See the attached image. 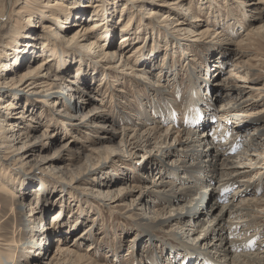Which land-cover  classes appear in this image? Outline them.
Segmentation results:
<instances>
[{
	"label": "rangeland",
	"instance_id": "obj_1",
	"mask_svg": "<svg viewBox=\"0 0 264 264\" xmlns=\"http://www.w3.org/2000/svg\"><path fill=\"white\" fill-rule=\"evenodd\" d=\"M24 1H0V17L4 16L3 22L0 18L1 51L2 44L5 40L7 42V37L15 29V19L21 17L17 14V9L24 4ZM92 1L96 0L80 2L91 5ZM109 1L112 4L116 3L114 5L117 6L118 19L121 15L120 6L125 5L127 0ZM242 1L217 0V4L211 6L214 10L210 7L208 10L205 6L206 9L202 11H198V8H202L203 0H190L188 4V6L194 4L191 6L192 13L205 22L203 28L210 23L209 27L212 29L210 39L216 36V32L223 33L219 35L223 40L220 48L227 56L224 57L225 61L220 68L215 67L212 57L219 58L220 55H217L213 48L205 51L200 49L195 62L189 64L188 61H184L183 54L182 58L179 57L180 60L178 55L174 57L171 43L169 42L167 48L161 37L160 51L157 52L159 60L155 63L156 66L150 69L152 73H149L150 79L139 81V79L127 78L139 84L127 81L125 86L116 85L108 78V91L102 93L99 91L101 82L99 72L90 71L95 77L90 81L87 79L86 82L72 79L71 74L65 78L57 77L59 79L54 83L58 85L51 94L30 93L25 88L26 85L19 90H11L7 88L9 86L0 85L1 92L16 94L19 97L15 102L17 106L12 118L2 114L5 110H0V120H2L0 124L2 125L5 119L3 129L7 131L5 134L9 138L4 144L0 142V159L3 161L5 171L8 170L6 173L11 175L7 182L13 183L12 188L18 194L14 199L0 195V233L8 240L0 246V264H47L48 259L60 245L54 239L57 232L60 233L64 229L63 224L72 229L69 232L63 231L67 239L65 245L73 250L78 249L82 254L90 252L98 264H178L181 260L183 261L180 264H185L187 258L184 261L183 258L174 255L169 258L165 256L166 251H170L172 246L186 248L200 256H208L214 262L217 261V264L220 261L222 264H231V258L235 260V264H246V258L249 257L246 255L264 259V246L260 244L264 240V206L255 209L245 207L247 198L250 199L254 195L250 194L249 190L264 185V169L262 171L256 169L257 164L264 163L261 161L263 157L257 156L264 150V134L261 130L264 126V118H261L263 121L260 119L261 122L258 123L260 127L256 131L254 128L248 130L242 142L239 141L241 136L233 128L225 130L226 135L228 134L226 139L219 137L220 141L218 139V141H210L211 135L216 133L217 136L218 132L225 128L217 125V120H214L216 125L212 131L196 126L215 115L219 119V114L224 111L238 115L236 113L242 111L241 102L247 98L244 93L238 98L234 95L232 99L224 97L226 92L235 86H240L242 89L248 86L247 82L244 84L230 79L232 76L230 69L234 67L237 51L248 48L237 47L239 34L249 27V20H245L243 13H248L251 9L249 6L245 8L241 6ZM258 1L264 5V0ZM150 2L157 1L150 0ZM142 11H145V14L147 12L145 9ZM182 13L180 10V14ZM117 19L113 23L115 21L117 23ZM85 23L91 25L92 22ZM21 27L26 28L27 23L25 26L21 22ZM79 29V26L73 27L69 29L70 32H64L63 36L70 37ZM165 32L167 34L169 29ZM120 37L121 35L115 37L112 43L116 45ZM148 37L150 40L148 38L146 44L149 52L153 42L151 33ZM205 39L209 41V36ZM103 43L102 41L101 44ZM166 51L165 65L161 72L159 64ZM250 51L253 56L261 57L264 63L263 43L259 46L256 44ZM144 52L145 49L138 59L140 65L144 57L150 58L154 54L146 55L147 52L145 56L142 54ZM155 56L157 54L153 57ZM90 57L93 58L91 55ZM137 58L132 57L131 62H135ZM45 59V56L39 58L32 65H37ZM217 59L216 61H219ZM120 60L118 56L115 64ZM79 66L76 63L72 69L70 68V72L76 74ZM20 67L17 69L19 72L22 70ZM60 67L63 68L59 70L58 75L68 71L63 65ZM57 72L55 69L54 75ZM252 74L249 77L251 84L261 85L264 74L262 73L261 76V73L255 71H252ZM5 75L3 79L0 78L3 83H10L11 79L17 78L15 72ZM85 76L86 74L82 77ZM211 76L218 83L216 86L212 83V86L214 85V88L220 92H212L209 89L208 80L205 81L204 78ZM257 79L261 82H257ZM113 87L116 89L113 90ZM119 90L124 91L122 97ZM112 91L117 94L113 99L107 96ZM197 92V102H192L195 101L191 99L192 95L194 93L195 96ZM10 99V96L4 97L0 103L4 104ZM190 103H194L195 107L192 108ZM21 109L23 113H19ZM192 110L195 113L192 114ZM176 113H179L178 118L181 117V121L184 120L187 124L183 128L192 133L189 139L186 138L184 142L179 143L174 140L177 136L175 134L168 141H164L165 134H162L161 138L154 139L152 145L140 151L137 157L130 158L126 153L128 150L126 142L130 139L127 135L129 131H126L128 128H142L145 131L161 125L164 130L171 126L169 128L171 131L174 129ZM28 115L31 117L28 118ZM16 122L20 127L12 129L11 125ZM142 122H145V125L141 124ZM177 127L181 128V124ZM207 138L211 143H200V140ZM186 140H188L186 146L189 147L177 151L179 145H184ZM250 145L256 147L251 148ZM216 147L226 152L231 151L230 156L225 155L220 160L214 161L218 163V168L222 172L226 165L238 171L231 176L234 180L231 187L225 188V180L230 178L224 176L225 172L224 175L220 172L213 175L209 170L204 173L207 165L211 163L208 162L209 159L211 160V157H208L211 151L214 155L215 153L219 155L217 151L219 149ZM253 152H256V155ZM249 154L254 155L253 163H256L254 166L253 163L252 165L249 163L247 158ZM206 160L208 163L205 162ZM3 165L0 166L4 167ZM239 190L241 191L238 192ZM172 196L180 199L176 201ZM230 211L234 212H231L233 213L231 218ZM56 213L60 214L61 221L51 227L53 236L50 238L54 239L49 241L50 246L48 251H45L46 256L40 255L38 262L35 263L25 262L24 249L33 246L37 248L42 241V234H39L42 228L41 220L46 224ZM178 215L198 217L199 223L184 222L178 225L175 222ZM76 218H80L78 225ZM219 220L226 224L227 242L233 240L240 245L233 252H226L227 260L224 258L225 252L216 254L210 248L213 246L211 231L215 229ZM78 236L83 240L77 243ZM136 236H140L142 241L134 247ZM76 244L81 247L77 248ZM246 245L249 248L245 247Z\"/></svg>",
	"mask_w": 264,
	"mask_h": 264
},
{
	"label": "bare ground",
	"instance_id": "obj_2",
	"mask_svg": "<svg viewBox=\"0 0 264 264\" xmlns=\"http://www.w3.org/2000/svg\"><path fill=\"white\" fill-rule=\"evenodd\" d=\"M11 1L12 0H9V2ZM80 1L82 0H25L24 4L18 7L17 14H19V16L21 17L15 19L14 21L15 29L7 37V42L5 40L4 41L5 43L2 44L1 46L3 47L2 51L0 50L1 51L0 78L3 79L4 77H6L5 74L9 72H15V74L17 73V78L14 77L13 79H11L10 83H5V82L3 83L0 81L1 86L5 85L6 87L9 86L7 88L11 90H19L20 87L22 88L24 85H26L25 88L28 89L27 91L30 93L33 92L35 94H42V95L49 93L51 94L53 90H56L55 87L58 85L54 82L57 81L61 76L65 78V76L71 74V76H73L71 77L72 79H79V81L83 80V82L84 81L86 82L87 79L90 81L92 77H95V75L92 73L96 71L99 72L100 75L98 76L101 77L99 91H101L102 93L105 92V90L108 91V87H109L107 82L108 78L111 82L115 83L116 85L123 84L125 86V84H127V81H130L133 84L134 83L139 84L137 82H134L133 80L132 81L128 80L127 78L131 77L134 80L139 79V81H142L141 79L143 80L150 79L149 75L152 74L150 72V69L151 67H155L156 66L155 63L159 60L157 58L159 53L157 52L158 50L160 51L159 41L161 37L162 40H164L166 47L168 46L169 42L171 43L172 50L174 51L173 52L174 57L175 55H178V59H179V57L182 58L181 55L183 54L184 61H188L189 64L195 62V59L198 57V54L200 53V49L202 51H205L209 48H213L215 53L217 55H220L219 58L214 56L212 57L213 60L215 61L214 62L215 67L218 68L221 67V64L225 61L226 58L225 56H227L226 52L220 48L223 40H221L222 37H220L219 35H222L223 33L216 32L215 33L216 36L215 37L212 36L213 39L212 38L210 39V36L212 35L210 33L212 32V29L209 27L210 23H208V25L205 28H203V26H205L204 24L205 22H203L202 19L198 18L199 16L192 13L191 6L194 4L188 6L190 0H161V1L155 0L157 2L154 3L150 2V0H136V1L127 0L125 5L120 6L121 9L119 11L121 12L120 13L121 15L118 19L116 18L117 6H115L116 3L114 2L112 4V2L110 3L109 0H96L94 2L92 1L91 5L90 4L86 5ZM203 1L204 2H202L203 4L201 5L202 8H198V11H202V9L204 10L206 9V7H208V10L209 7L210 9H212L211 6L217 4L216 2L217 0H203ZM240 3H241L240 5L243 6L244 8L245 6H249L251 7V9L248 13L247 12L243 13V17L245 16L244 17L245 20L246 21L249 20L248 21L249 27L244 32L240 31L242 33L239 34L240 40L237 42V47L245 46L248 48L246 50H242V51L240 50L239 52L237 51L236 57L234 58V62H235L234 67L232 66V68L230 69V73L232 74L230 79H233L234 81L244 84L247 82L248 86L243 87L244 89L240 88V86H235V88L228 90L224 97L228 99L229 98L232 99L234 98L233 97L234 95L238 98L244 93L247 95V98H245L244 101L242 102L240 101L242 103L240 106V109L242 111L237 112L236 114L238 115H231L230 111H224L223 113L219 114L218 117L219 119H217L215 115L213 117L208 118L206 122L201 121L200 123H198L196 125L198 128L205 127L207 131L210 130L212 131L216 123L217 125H221L222 127H225L223 131L220 132L217 131L219 133L217 136L216 133L211 135L210 136L211 140L209 138L202 139L200 140V143H204V144L208 142L211 143L210 141H216L217 139L220 141V139L223 137H225L226 139L228 134L226 135L225 130H230V129L232 130V128L233 130L236 131L238 135L241 136L239 141L242 142L243 140L242 138L248 132V130L250 128H254V131H256L260 127L258 126L260 119L264 118V80L262 81L261 85L260 83L259 84L257 83V85L256 84L253 85L251 84L249 79V77L253 75L252 71L261 73L260 74L261 76L264 74L263 59L257 55L253 56V53L250 51V49H252V47L255 46L256 44L257 46H259V44L262 43L264 44V5L260 4V1L258 0H243ZM148 4L149 6H147ZM148 7H152V8L149 9ZM137 8L139 10H137ZM144 9L147 11L146 14L145 11H142ZM180 10L181 12H183L182 13L183 16L182 14H180ZM253 12L257 14L255 15L251 14ZM215 15L217 16V14ZM116 19L118 20V22L116 23L115 21V23H113L114 20ZM1 20L3 22L4 16L1 18ZM84 21L85 22L91 21L92 23L91 25L90 24L88 25ZM21 22L25 26L27 23V27L26 28L21 27ZM6 24H8V22H6ZM78 26L80 27V29L77 30L76 33L71 34L70 37L63 36L64 32H70L69 29L71 30L73 27H78ZM36 28H38L39 31ZM64 29H68V30H64ZM166 29H169V32H167V34L165 32ZM149 33H151L153 42L151 45V49L148 52L149 47L146 44V42L148 38L150 40V37H148ZM119 35H121L120 40L115 45L114 42L112 43V40L113 39L115 40V37ZM208 36H209V41H206L205 37ZM192 37H194V39H192ZM102 41L104 42L103 45L101 44ZM142 41L143 43H141ZM213 43L214 45L212 46ZM144 49L146 52L142 53L143 55H145L147 52L148 53L146 55H148L149 53L151 54L154 53V54L150 58H146L143 56L144 58L143 61L141 62L142 64L140 65L139 63L140 60L138 59L140 58L141 52H143ZM229 50L231 51V49ZM156 54L157 56H155L154 58L153 56ZM90 55L93 56V58L90 57ZM166 55H167V51L165 52V56L163 59H161L159 64V68L161 69V72H163V66L165 65L164 62L166 59ZM44 56L46 57L45 60L40 61L37 65H32L33 62H36L39 58H42ZM118 56H120L121 60L119 63L115 64V61L118 58ZM135 56L138 58L136 59L135 62H131L132 57L135 58ZM217 58L219 59V61H216ZM20 62L22 63L20 64ZM76 63L77 65L80 66L79 68H77L76 74L73 75L70 72V68L72 69ZM97 64H99V66ZM61 65H63L64 69H67L68 71L63 72L62 75H58L59 70L61 71V69L63 68L60 67ZM19 67L22 69L20 71L21 73L17 70ZM55 69H57L58 72L57 74L54 75ZM90 71H92V73H90ZM85 74L86 76L83 78L82 76ZM53 77L56 78L53 79ZM57 77L59 78L57 79ZM8 80H10V77L8 78ZM204 80L205 81L208 80L207 83L209 85V89H211L212 92L214 91L220 92V90L214 88V85L216 86L218 85V83H216V81L212 79V76L211 78H204ZM258 80L259 79H257L256 81L261 82ZM212 83H214L213 86ZM115 89L116 88L113 87V90ZM119 92H121L120 97H122L124 95L123 93L124 91L119 90ZM130 93L132 94L133 92ZM116 95L117 94L112 91L107 96L113 99ZM8 96H10L11 99L4 104L0 103V110H5L2 114L3 115L5 114L7 117L11 116L12 118L13 111H15L14 109L17 106V103L15 102L16 100H19L18 99L19 97L16 94L10 95L0 91V102L4 100V97H8ZM192 96L193 97L191 99L195 100L192 102H197L196 97L198 96V92L196 93L195 96L193 93ZM191 99L189 100V102L191 101ZM190 104L192 108L195 107L194 103H190ZM222 106H225V104ZM174 110L177 111L178 108H175ZM23 112L24 111H22V109L19 110V113H23ZM193 113L195 112L192 110V114ZM206 113H208V115H211L210 112L206 111ZM26 115H23V117H26ZM179 116H180L179 113L175 114L176 117V120L174 121L175 125H174V129L171 131L169 129L171 126L167 127L164 130L163 129L164 127L161 125L151 127L145 131H143L142 128L139 129L128 128L126 131L130 132L127 133L130 139L126 142V147L128 148L126 153L129 154L130 158L131 157L134 158L135 156L137 157V155L140 154V151H143L144 148H147L148 145H152L154 139L161 138L162 134H165L164 141H168V139H171L175 134H177V136L175 137L174 140L179 143L184 142L183 140L186 138L189 139L192 133L190 134L189 132L186 131V129L183 128L186 127L187 124L184 120L181 121L180 119L181 117L178 118ZM27 117L29 118L31 117V115H28ZM214 120H217V122L215 123ZM156 123H160V122L156 121ZM4 124H5V119L3 120L2 125L0 124V142L3 144L7 142V140L9 139L5 134L7 133V131L3 129ZM141 124L145 125V122H142ZM179 124H181V128L177 127ZM6 126L9 125L6 124ZM11 126H13L12 129L17 126L20 127L17 124V122L13 123V125ZM261 130L264 134V126L263 128H261ZM206 133L205 135H207ZM208 135H210V133ZM187 142L188 140H186L184 145L182 146L179 145V148L176 150L181 151L182 149L184 148L186 149L187 147H189L186 146ZM250 147L252 148L253 146L250 145ZM255 147L256 146H254L253 148ZM207 150L208 149H206V151ZM177 151H172V152L177 153ZM217 151L219 155H216V153L214 155L212 151L209 154L208 157L209 158L211 157V160L209 159L208 162L211 161V163L207 165L206 170H204V173H206L207 170H209V173L213 175H215L217 172H220L222 174L225 172L226 175H224L225 173L223 175L230 177L225 180L226 181L225 188H227L228 186L231 187L234 184V180L232 179L231 176L238 173V171L232 169L233 168L232 166L226 165L225 163L226 166L225 165L222 166H225L226 170L224 169V172H222V170L218 168V163L214 162L220 160L225 155H229L231 151L226 152V150L224 149H219ZM255 153L253 152V154ZM257 156H261V158L263 157L261 161H264V150ZM247 158H249V163L250 165H252L251 163L254 162L253 161L254 155L249 154ZM2 162L3 161L0 159V165H3ZM205 162H207V160ZM255 164L256 163H253V166ZM248 168L250 167H247V169ZM256 169L262 171L264 169V163L257 164ZM7 171L8 170L5 171V166L4 167L0 166V176L3 177V179L2 177L0 178V195L3 194L5 196H9L14 199L17 198L18 194L12 188L13 183L10 184V182H7V179L11 178V175L10 174L8 175L6 173ZM259 187L249 190L250 194H254V195L251 196L250 199L247 198V205H245V207H247L248 209H250V207L251 208L254 207L255 209L264 206V185L261 186L260 188ZM40 191H42V189ZM240 191L241 190H239L238 192ZM173 198L174 199L176 198V201L180 199V197H173ZM231 212L233 211L229 212L230 218L231 216H233L234 213ZM13 217H17V216H13ZM52 217H51L52 222L50 219L46 224H43V220H41L42 228L41 231H39L40 232L39 234H42L41 235L42 241L41 243L38 244L39 247L37 248L33 246L29 248L26 247L24 249L25 251L23 252V255L26 257L25 262L28 263L34 261L35 263L38 262L40 255L43 254L42 255L43 257L46 256L45 251H48L49 249L50 246L49 241L50 240L52 241V239H54V238H50V236H53L51 232L52 231L51 227L54 224L56 225L57 222L61 221L60 214L58 213H56V215ZM197 218L198 217L190 218L189 216L186 217V216L178 215L175 219V222L178 225L184 222L190 224H196L199 223ZM79 220L80 218H76V222H77L76 225H78ZM63 227L64 229H62L60 233L57 232L56 239H54L55 241L57 240L58 244L60 245L57 247L53 256L48 259L49 261L47 264H98L96 258L93 257V254H91L90 252L89 253L86 252L85 254L79 252L78 249H76V247L78 248L79 246L78 244H76L75 247L76 250H73L70 246L65 245L67 239L66 237H64L65 234L63 233V231L67 230L69 232L72 229L68 228L66 224H63ZM58 233L60 234V236L58 235ZM211 233H212L211 243H213V246L210 248L212 249V251L216 252V254H219L220 252H225L224 253L225 259L227 258L228 255L226 252L228 251L233 252L234 250L237 249V247H240V245H238L236 242H233V240L230 243L227 242L226 236L228 231L226 228V224H224L222 220H219L217 226L215 227V229L211 231ZM229 235L232 236V234ZM46 237H47V241H45ZM136 237L137 239L135 240L133 246L134 245L136 246L138 242L142 241V238L140 236H136ZM81 240H83L81 236L76 237L77 243L80 242ZM6 241L8 240L5 239V237L0 233V246H3ZM205 242H207V240H205ZM211 243L209 246H211ZM260 244L261 245L263 244L264 246V240H262ZM80 247L81 246H79V248ZM245 247L249 248L248 245H246ZM170 251H172V253L174 254H172ZM170 251L168 250L166 251L165 253L166 257L169 258V256L174 255L176 257L183 258L184 261L187 258V262L185 264H201V263L217 264L218 263L217 261L214 262V260L212 258L210 259L208 256L206 257L200 256L198 255V253L190 251L186 248L185 249L179 247L176 248L175 246H172ZM113 254L115 255V251ZM246 256L251 257V258L249 257L246 258L247 259L246 264H264V259H260L258 256H253V255H252L253 257L250 255H246ZM182 261L183 260L179 261L178 264H180V262ZM230 262L231 264H235L234 263L235 260L232 258L230 259ZM220 263L222 264L221 261Z\"/></svg>",
	"mask_w": 264,
	"mask_h": 264
}]
</instances>
